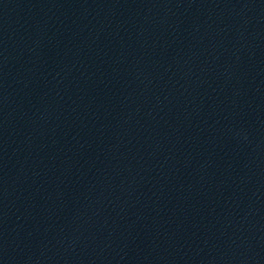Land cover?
Wrapping results in <instances>:
<instances>
[{
    "label": "water",
    "instance_id": "water-1",
    "mask_svg": "<svg viewBox=\"0 0 264 264\" xmlns=\"http://www.w3.org/2000/svg\"><path fill=\"white\" fill-rule=\"evenodd\" d=\"M264 48V0H0V218Z\"/></svg>",
    "mask_w": 264,
    "mask_h": 264
}]
</instances>
